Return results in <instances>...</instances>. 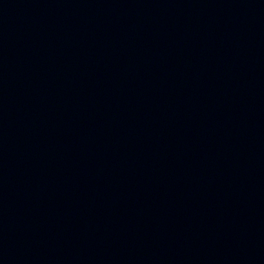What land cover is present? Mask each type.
Instances as JSON below:
<instances>
[{"label": "water", "instance_id": "1", "mask_svg": "<svg viewBox=\"0 0 264 264\" xmlns=\"http://www.w3.org/2000/svg\"><path fill=\"white\" fill-rule=\"evenodd\" d=\"M0 264H264V0H0Z\"/></svg>", "mask_w": 264, "mask_h": 264}]
</instances>
